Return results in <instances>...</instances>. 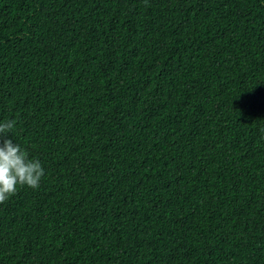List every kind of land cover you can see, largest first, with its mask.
Returning a JSON list of instances; mask_svg holds the SVG:
<instances>
[{"label":"trees","instance_id":"trees-1","mask_svg":"<svg viewBox=\"0 0 264 264\" xmlns=\"http://www.w3.org/2000/svg\"><path fill=\"white\" fill-rule=\"evenodd\" d=\"M5 120L0 264H264V0H0Z\"/></svg>","mask_w":264,"mask_h":264},{"label":"clouds","instance_id":"clouds-1","mask_svg":"<svg viewBox=\"0 0 264 264\" xmlns=\"http://www.w3.org/2000/svg\"><path fill=\"white\" fill-rule=\"evenodd\" d=\"M16 121L0 122V204L16 193L17 187H39L44 169L37 159L10 136Z\"/></svg>","mask_w":264,"mask_h":264}]
</instances>
